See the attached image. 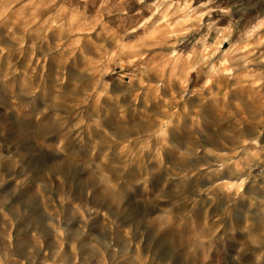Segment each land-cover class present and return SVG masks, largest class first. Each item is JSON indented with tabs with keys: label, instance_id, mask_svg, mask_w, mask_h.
I'll use <instances>...</instances> for the list:
<instances>
[{
	"label": "clouds",
	"instance_id": "obj_1",
	"mask_svg": "<svg viewBox=\"0 0 264 264\" xmlns=\"http://www.w3.org/2000/svg\"><path fill=\"white\" fill-rule=\"evenodd\" d=\"M107 3L102 0L101 7ZM193 3L154 0L147 5L149 10L175 6L172 15L176 19L168 27L176 31L159 24L149 30L145 21L137 25L146 27L145 34L128 43L125 38L136 27L117 35L100 20H89L71 0H62L54 14L33 12L19 34L9 27L6 35H0L2 59L30 55L36 43L47 41L45 34L52 27L63 34L61 43L50 44L45 52L61 58L49 91L37 93L32 74L23 70L27 66L21 70L15 64L0 67V135L7 125L24 144L25 155L34 162L37 188L50 190L46 178L53 175L72 182L80 196L73 203L70 194L61 191L59 199L73 204L72 214L62 219V212L45 209L29 218L22 225L27 235L17 239L14 248L0 239V264H217L218 258L220 264H264V94L234 96V106L221 113L226 121L223 126L209 112L185 122L181 129L182 113L176 108L181 101L194 104L191 97L212 92L213 84L220 88L221 81L235 80L238 86L264 83V0H238L241 7L235 11V6L211 7L216 0H204L196 7ZM13 5L14 0H0V23L5 26V15ZM55 5L57 0H28L30 8ZM214 11L227 18L225 25L211 18ZM205 16L209 17L206 24ZM98 24V35L111 39L114 47L100 43L95 52L81 49L84 66L65 72L63 59L75 50L76 33L94 30ZM158 32L163 33L158 43H167L170 36L177 39L167 45L168 51L145 59L147 53L141 50L157 46L145 41ZM185 42L189 48L177 47ZM225 42L230 48L220 53ZM116 67L132 68L126 73L127 83L123 77L118 84L104 79ZM165 68L169 69L167 77ZM153 71L158 73L154 82L150 79ZM193 72L202 82L189 91ZM174 84L178 85L175 89ZM162 90H166L164 95ZM217 95L212 92L213 99ZM153 96L157 103L149 111ZM184 112L189 118L194 114L187 107ZM93 151L94 158H89ZM15 156V152L5 156L0 151V161ZM125 165L136 186L137 194L131 198L129 190L121 191V184L127 183ZM151 168H158L159 175L150 185L153 200L146 202L139 194L140 185ZM28 175L26 168L10 169L12 179ZM205 201L217 207L209 212ZM32 202L33 196L27 194L19 200L25 217L33 210ZM195 205L200 207L193 212L190 206ZM85 213L88 220L95 218L91 225L82 219ZM33 231L41 238H52L51 255L42 256L45 250L39 240L32 239ZM225 240L231 246L221 251ZM60 241L69 251L61 249Z\"/></svg>",
	"mask_w": 264,
	"mask_h": 264
},
{
	"label": "rangeland",
	"instance_id": "obj_2",
	"mask_svg": "<svg viewBox=\"0 0 264 264\" xmlns=\"http://www.w3.org/2000/svg\"><path fill=\"white\" fill-rule=\"evenodd\" d=\"M136 1V0H135ZM62 0H57V5L48 9H36L28 7V0H14V5L11 11L7 12L5 18L8 21V26H5L3 23H0V35H6L9 27L12 28L13 31H16L18 34L23 30V21L35 12L37 15H41V13L45 14H54L56 9H58L59 4ZM102 0H71L73 7L79 8L80 11L85 12L88 16L89 20L92 18L98 19L102 22V24H107L109 30L115 29L117 35L123 34V24L125 19H119L120 13L114 12V8L120 9L121 5H116L114 2L110 4L105 11L100 12V5ZM177 2L182 3L183 0H177ZM204 2V0L194 1L192 4L193 7ZM88 3L86 10H84L85 4ZM169 3H172V0H169ZM99 5V6H97ZM219 7H234V11L236 8H240L241 5L238 3V0H216L215 5H211V7L215 8ZM67 7V5H66ZM122 7H125L124 4ZM137 8V5H134ZM175 11V6L167 7V8H157L158 15L149 22L146 27L150 30L151 26L155 24H159L160 28L166 29L169 32H174L176 29L169 28V24H174L176 17L172 15ZM167 12L166 15H162V13ZM130 13V12H128ZM102 14L106 15L105 18L102 17ZM63 15V14H62ZM212 19L219 20L221 25H225L227 23V18H222V14L218 12H213ZM209 20L208 16L203 18V22L206 24ZM82 18L78 19L76 23H81ZM130 23V24H129ZM133 24V21L128 22L127 26ZM122 25V27H120ZM146 27H142L135 33H131L128 37L125 38V43L134 42L137 37L144 35L146 32ZM187 27V25L185 26ZM206 30V29H205ZM101 32V25L98 24L94 30L91 31H78L76 35L79 37L78 41L75 44V50L72 51L71 56L69 58L63 59V70L68 72L73 66L83 67V58L81 57V49L85 51H96V45L100 43H105V46L108 48L114 47V42L111 39L105 38L102 40L101 36L98 33ZM47 41L39 42L34 45V49L32 53L29 55L25 53L24 55H15L13 57H8L7 55L0 59V67L7 68L9 64H15L17 70H21L22 66L23 70L32 74L33 82L35 84V88L37 93L47 92L50 87H52L51 80L52 74L60 69L61 58L52 55H45L50 44H60L62 40L63 34L59 32L55 27H52L50 31L46 34ZM215 34H213L214 39ZM177 39L176 36H170L167 40V43H158L163 40V33L158 32L153 39L145 41V43L157 45L155 47L142 49V52H146L147 59L150 56H156L157 53H162L168 51V44L173 43ZM189 39H193L192 35L189 34ZM211 42V40L209 41ZM235 42V36L233 37V41ZM29 43H32L29 41ZM180 49H187L190 47L188 42H185L182 45H177ZM230 48V43H223L220 53H226ZM261 50H264V45L261 46ZM217 53V56L220 55ZM136 64L141 63V61H136ZM132 71V68L124 67L121 69L120 67H116L113 72L104 77L105 80L114 82V84H118L120 78L123 77L124 82L127 83L128 76L126 73ZM169 74V69L165 68L163 71V75L167 77ZM148 79V78H146ZM150 79L154 82L158 79L157 71H153L150 74ZM202 82V78L198 79L195 72L191 73L190 79L188 82V89L191 91L192 89L198 88L200 83ZM178 87L177 84L173 85V89ZM212 88V92L218 93L215 99L212 98V92H208L205 90L203 96H193L191 97V101H194V104L189 103L185 104L183 101L177 103L176 108L181 111V115L179 118L180 128H183L185 122L191 123L193 120L201 119L203 115H207L209 112H212L216 115L220 126H223L226 121L221 118V113L228 111L229 106H234L233 97L237 95L251 96L253 92L259 91L261 94H264V83H258L256 85H249L248 83L237 85L235 80L229 81H221V87L217 88L214 84L210 85ZM166 90L161 91V95L165 94ZM226 94V95H223ZM168 95H171V92H168ZM185 100H189V97H185ZM101 103H104V99H101ZM141 105L144 104L143 94H141L140 98ZM157 103V99L153 96L151 103L148 105L149 111H151ZM163 104V101L159 102ZM187 107L194 112V114L189 118L187 113L184 112V108ZM143 111V108H141ZM23 115V113H20ZM107 115H111L110 113H106ZM247 126V125H246ZM88 131V130H86ZM264 131V128L261 129ZM0 145H3L0 148L5 156H7L11 152H15L16 156L14 160H3L0 161V207L4 208L3 212H0V233L4 234V237H0V239L4 240L9 247L14 248L17 239H20L27 235L23 231L22 225L29 218L34 219L40 213H42L45 209H49L51 211H59L62 212V219L65 216H69L72 214V203H61L59 199V194L63 191L66 194H70L71 200L73 203L77 202L80 199V196L75 191V185L72 182H67L61 177L49 175L46 179L50 184V190H45L42 188L36 187V176L37 173L33 170L34 162L30 157L25 155V146L24 144L16 138L10 131L9 126H3V134L0 135ZM89 158H94L95 152H90ZM134 168H139L140 165H134ZM15 168L17 172L21 171V168H26L29 170L30 175L28 176H17L15 179H12L10 176V169ZM159 175L158 168H151L148 172L145 173L143 177V182L140 185L141 194L145 201L153 200V196L150 194V185L155 181V179ZM123 176L127 178V183L121 184V191L123 192L125 189L129 190V198L136 193V186L133 183L134 176L129 175V166L125 165L123 168ZM226 178V177H222ZM15 189V196L12 197V190ZM33 196V210L30 211L29 216L25 217L22 214V209L19 205V200L25 195ZM11 197V198H10ZM91 200V197H89ZM209 212L214 210L217 205L212 203L211 201H205ZM127 207V204L124 205ZM197 207L200 205L190 206L192 211L194 212ZM82 219L91 225L94 222L88 220V214L85 213ZM91 231V227L89 228ZM114 231H119V229H113ZM31 237L34 240H39L41 248L45 250L42 253V256L47 254L51 255L48 251L50 247L51 237L45 235L41 238V234L38 232H31ZM60 247L64 251H69L68 247L60 241ZM231 246V241L225 240L223 246L221 247V251H224L226 248ZM140 247V245H138ZM71 251L74 254L76 253L75 248H72ZM18 261H21L19 256L16 257ZM22 264V262H21ZM95 264V261L92 262ZM217 264H220L219 258L217 259Z\"/></svg>",
	"mask_w": 264,
	"mask_h": 264
},
{
	"label": "crops",
	"instance_id": "obj_3",
	"mask_svg": "<svg viewBox=\"0 0 264 264\" xmlns=\"http://www.w3.org/2000/svg\"><path fill=\"white\" fill-rule=\"evenodd\" d=\"M194 1H198V0H194ZM113 2L117 6L121 5L119 10L118 8H114V12L120 13V17H119L120 20L125 19L124 20L125 22L123 24L124 30L129 29L131 27H136L138 31L142 28V27H137L138 24H144L145 21L149 23L158 15L157 8L149 10V8L147 7V5L153 4L154 0H145L144 4L138 3L137 0L136 1L135 0H108V3L105 5V7H101L100 5V12H102V10L103 12H106L105 9ZM123 4L125 7H122ZM134 5H137V8H135ZM87 6H88V3L85 4L84 10H86ZM105 16L106 15L102 14L103 18H105ZM130 21H133V24L128 27L127 24ZM135 32H131V33H135Z\"/></svg>",
	"mask_w": 264,
	"mask_h": 264
}]
</instances>
